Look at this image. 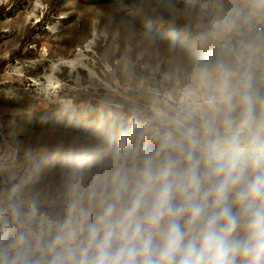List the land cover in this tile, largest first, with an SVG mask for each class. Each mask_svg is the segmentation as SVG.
Instances as JSON below:
<instances>
[{"label": "rangeland", "instance_id": "rangeland-1", "mask_svg": "<svg viewBox=\"0 0 264 264\" xmlns=\"http://www.w3.org/2000/svg\"><path fill=\"white\" fill-rule=\"evenodd\" d=\"M264 102V0H0V264H54L167 132ZM207 70V78L202 76Z\"/></svg>", "mask_w": 264, "mask_h": 264}, {"label": "clouds", "instance_id": "clouds-1", "mask_svg": "<svg viewBox=\"0 0 264 264\" xmlns=\"http://www.w3.org/2000/svg\"><path fill=\"white\" fill-rule=\"evenodd\" d=\"M217 71L205 104L220 119L161 136L134 184L121 177L94 217L81 209L70 238L85 241L54 264H264V102L247 86L236 99Z\"/></svg>", "mask_w": 264, "mask_h": 264}]
</instances>
